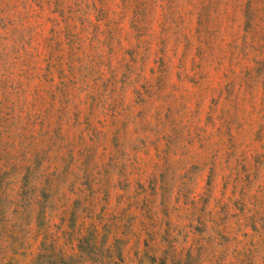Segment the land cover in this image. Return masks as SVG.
Returning a JSON list of instances; mask_svg holds the SVG:
<instances>
[{
    "label": "rangeland",
    "instance_id": "1",
    "mask_svg": "<svg viewBox=\"0 0 264 264\" xmlns=\"http://www.w3.org/2000/svg\"><path fill=\"white\" fill-rule=\"evenodd\" d=\"M0 264H264V0H0Z\"/></svg>",
    "mask_w": 264,
    "mask_h": 264
}]
</instances>
